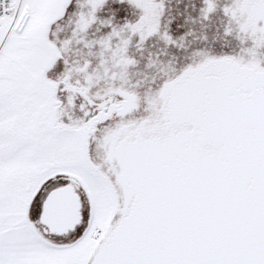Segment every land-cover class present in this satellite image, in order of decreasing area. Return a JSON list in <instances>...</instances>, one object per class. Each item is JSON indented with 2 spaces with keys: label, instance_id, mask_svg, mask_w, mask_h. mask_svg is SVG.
Instances as JSON below:
<instances>
[{
  "label": "snow or ice",
  "instance_id": "6c2138e0",
  "mask_svg": "<svg viewBox=\"0 0 264 264\" xmlns=\"http://www.w3.org/2000/svg\"><path fill=\"white\" fill-rule=\"evenodd\" d=\"M0 264H264V0H0Z\"/></svg>",
  "mask_w": 264,
  "mask_h": 264
},
{
  "label": "flooded vegetation",
  "instance_id": "af4514ba",
  "mask_svg": "<svg viewBox=\"0 0 264 264\" xmlns=\"http://www.w3.org/2000/svg\"><path fill=\"white\" fill-rule=\"evenodd\" d=\"M215 23V22H213ZM197 33H198V38L201 40H207L209 42L213 41L214 39H217V37L215 36V33L212 31L211 28L208 29H201V28H197ZM218 43H229V42H225L223 40H217Z\"/></svg>",
  "mask_w": 264,
  "mask_h": 264
}]
</instances>
